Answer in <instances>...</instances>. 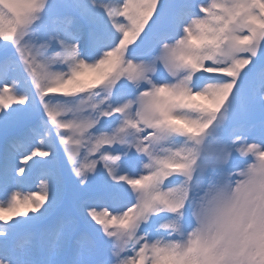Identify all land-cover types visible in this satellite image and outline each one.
<instances>
[{
    "label": "snow or ice",
    "instance_id": "snow-or-ice-1",
    "mask_svg": "<svg viewBox=\"0 0 264 264\" xmlns=\"http://www.w3.org/2000/svg\"><path fill=\"white\" fill-rule=\"evenodd\" d=\"M0 264H264V0H0Z\"/></svg>",
    "mask_w": 264,
    "mask_h": 264
}]
</instances>
